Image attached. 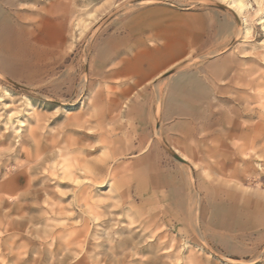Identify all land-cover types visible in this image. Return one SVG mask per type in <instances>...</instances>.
Listing matches in <instances>:
<instances>
[{
    "label": "rangeland",
    "instance_id": "obj_1",
    "mask_svg": "<svg viewBox=\"0 0 264 264\" xmlns=\"http://www.w3.org/2000/svg\"><path fill=\"white\" fill-rule=\"evenodd\" d=\"M245 1L0 0V264H264Z\"/></svg>",
    "mask_w": 264,
    "mask_h": 264
},
{
    "label": "bare ground",
    "instance_id": "obj_2",
    "mask_svg": "<svg viewBox=\"0 0 264 264\" xmlns=\"http://www.w3.org/2000/svg\"><path fill=\"white\" fill-rule=\"evenodd\" d=\"M233 6L238 10V11H242V10H244L246 7H247V3H246V1L245 0H234V2H233ZM8 49V48H7ZM11 51V50H10ZM6 54V53H5ZM13 56V55H12ZM143 81V80H142ZM140 82V81H139ZM136 87V86H135ZM123 89V88H122ZM161 90V89H160ZM131 93H132V87L130 86V85H128L127 87H126V89H125V91H123L122 92V94L121 95H123L124 97H126V98H130V95H131ZM116 95H118V94H116ZM106 96V95H105ZM112 96V95H111ZM118 97V96H117ZM120 98H122V97H120ZM143 99H144V97H143ZM114 101H115V99H114ZM113 101V102H114ZM116 103V102H115ZM144 104V103H143ZM107 105V104H106ZM116 105V104H115ZM121 106V105H120ZM115 107V106H114ZM105 108V107H104ZM108 108V107H107ZM107 110V109H106ZM38 119V118H37ZM29 127V126H28ZM28 130V129H27ZM26 132V130L24 131V133ZM26 138H27V140H29V141H31V142H33L34 144H35V147H36V150H35V158L37 157V158H40V159H42L41 157H43V156H46V155H48L49 153L50 154H53V153H55V152H57V151H61V150H57V146L58 145H53L54 146V149L55 150H51L52 148H51V146H49V145H45L44 147H42V145H41V142L39 141V137H38V135L36 134V132L34 131V130H29L28 132H27V134H26ZM22 143H23V141H22ZM48 143V142H47ZM21 144V143H20ZM28 144V143H27ZM46 144V143H45ZM22 147V146H21ZM22 149V148H21ZM60 149V148H59ZM21 152V151H20ZM34 154V153H33ZM28 156H32L33 157V155L32 154H30V153H28ZM31 158V157H30ZM29 160V159H28ZM84 170V169H83ZM83 190V189H82ZM23 191V190H22ZM44 191V190H43ZM43 191H42V193H43ZM28 194V193H27ZM29 194H31V193H29ZM28 194V195H29ZM18 197H19V195H18ZM17 198V197H16ZM157 227V226H156ZM160 232V231H159ZM123 239H125V238H123ZM133 240V239H132ZM132 240H129V241H132ZM129 243V242H128ZM132 244V243H131ZM128 247H130V246H128ZM131 249V248H130ZM124 252V251H123ZM122 252V253H123ZM132 254V253H131ZM130 254V255H131ZM123 255V254H122ZM97 256H98V254H97ZM126 256V255H125ZM123 258H125L124 256H122ZM121 257V258H122ZM121 258H119V260L121 259ZM118 261V260H117ZM123 261H124V259H123ZM122 260H121V262H123Z\"/></svg>",
    "mask_w": 264,
    "mask_h": 264
}]
</instances>
